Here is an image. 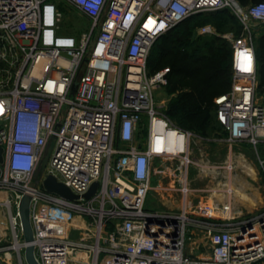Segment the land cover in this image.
<instances>
[{
  "label": "built area",
  "instance_id": "1",
  "mask_svg": "<svg viewBox=\"0 0 264 264\" xmlns=\"http://www.w3.org/2000/svg\"><path fill=\"white\" fill-rule=\"evenodd\" d=\"M60 6L76 13L86 31L65 33ZM222 10L239 23L241 34L226 36L232 84L214 99L215 119L229 144L257 149L264 143V107L256 99L253 23H264V0L246 6L236 0H0V193L15 239L10 250L20 263L25 244L17 240L18 206L24 195L31 198L38 264L264 260V212L231 221L217 216L215 206L197 209L186 197L193 146L203 138L178 128L155 103L169 68L150 75L146 70L163 35L191 16ZM195 31L215 35L207 24ZM155 161L174 165L169 178L182 196L176 212L144 211ZM47 176L78 198L45 191ZM93 183L95 194L83 199ZM52 213L64 225L61 234L45 224ZM72 233L79 238L70 240ZM195 235L205 256L194 252Z\"/></svg>",
  "mask_w": 264,
  "mask_h": 264
},
{
  "label": "rangeland",
  "instance_id": "2",
  "mask_svg": "<svg viewBox=\"0 0 264 264\" xmlns=\"http://www.w3.org/2000/svg\"><path fill=\"white\" fill-rule=\"evenodd\" d=\"M257 1L260 0L248 3L252 4ZM59 11L62 15L61 26L65 33L78 37L86 31L87 24L70 8L60 6ZM205 22L215 30V35L210 37L223 40V47L225 51L229 52L228 59L231 65L232 47L226 36L229 34L233 36L240 35L241 27L233 18L218 13L209 15L205 21L201 18H192L173 29L175 31L171 29L166 34L167 50H172L175 56H178L181 53L180 51L188 49L187 46L198 37H202L197 35L194 27ZM253 30V42L258 58L256 99L264 107V23H253ZM184 31H190L189 36L183 35L182 32ZM160 48L161 42H158L149 53L146 68L148 75L152 74L158 65L157 58L159 57ZM166 58L168 56L160 58V61ZM208 64L210 63L196 65L193 61L188 60L185 66L191 71L198 70ZM175 83L179 86L174 93H171ZM231 84V77L213 84L208 89L210 102H213L217 95L227 91ZM193 87H199L195 78L170 77L166 86L155 92V103L157 106L162 104V110L166 111L172 99H175L181 93L190 92ZM201 137L203 140L195 141L193 146L192 164L188 171L187 187L191 193L189 199L193 201L194 206L200 209L207 205H213L217 208V216L230 217L231 221L253 218L264 212V143L258 146L257 149L245 143L229 144L226 141L225 132L215 122L213 108H211V122ZM173 167L174 165L171 162L163 164L160 161H155L152 164L150 190L144 203L145 212L163 214L176 212L180 209L182 196L178 191L179 185L169 178ZM248 168L254 170L255 178L248 174ZM228 169L231 172L229 178L226 179ZM234 187L240 188L244 197L238 196ZM0 195L2 198L5 197L3 193H0ZM231 196V206L229 208L223 202V199ZM12 213H14L13 209ZM51 216L52 218L49 216L45 219L46 226L50 230L61 234L60 232L64 229L63 223L54 222V218L58 217L57 213H52ZM0 222L5 225L4 230L0 228V249H2L0 251V262L2 264H25L24 249L20 251L21 263L16 250H10L11 247H14L15 239L8 226L6 210L1 207ZM69 238L73 241L77 240L79 234L72 233ZM17 240L18 242L23 241L19 233H17ZM193 240L196 242L194 252L199 254L200 257L205 256L206 252L203 246L199 244L198 236L195 235ZM8 254L9 257L7 258ZM256 264H264V260Z\"/></svg>",
  "mask_w": 264,
  "mask_h": 264
},
{
  "label": "trees",
  "instance_id": "3",
  "mask_svg": "<svg viewBox=\"0 0 264 264\" xmlns=\"http://www.w3.org/2000/svg\"><path fill=\"white\" fill-rule=\"evenodd\" d=\"M236 1L239 2L242 6H246V4L249 1H254V0H236ZM215 13L234 19V17L228 11L222 10L213 13L198 14L191 16L182 23L178 24L173 29L186 23L188 20L192 18H201L203 21H205L209 15ZM206 24L209 25L208 23L205 22L195 26L194 29L198 26H202ZM182 34L185 36H189L190 31L189 32L184 31L182 32ZM158 42H161V48L159 50V57L157 58L158 65L156 69L153 71V73L166 67L169 68L168 79L170 77L189 78V79L195 78L199 84V87H193V89L190 92L181 93L175 99H172L167 106V110L164 111V113L178 128L202 136V133L205 132L208 124L211 122V108H213L214 119H215L214 100L213 102H210L208 89L213 84L231 77V65L229 64V59H228L229 52L224 50L223 40L215 37H210V38L198 37L189 46H187L188 49L186 48V50L180 51L181 53L178 56H175L172 50L169 51L167 50L168 47L166 45L167 44L166 34L163 35L159 40H157L156 43ZM164 56H168V58L160 61V58L162 59ZM256 59L258 66L257 56ZM188 60L193 61L196 65H204V63H210V64L203 66L198 70L190 71L185 66V63ZM173 86L174 87L171 93H174L179 85L175 83ZM227 91L222 92L221 94H224Z\"/></svg>",
  "mask_w": 264,
  "mask_h": 264
},
{
  "label": "water",
  "instance_id": "4",
  "mask_svg": "<svg viewBox=\"0 0 264 264\" xmlns=\"http://www.w3.org/2000/svg\"><path fill=\"white\" fill-rule=\"evenodd\" d=\"M46 153L47 150L45 151L44 154ZM0 154H1V150H0ZM41 176H42L41 166L39 165L34 175L35 185H38L40 183ZM41 185L45 191L56 194L63 199L72 201L78 198L77 196L72 194L71 191L68 188H66L63 184L57 182V180L53 176H47L42 181ZM97 186H98L97 183H93L89 191L85 195H83L82 198L87 200L91 196H93L96 192ZM30 202H31V198L27 195H24L22 196L18 206V215L21 225L22 238H23V243L25 244L23 257L25 264H38L37 261L35 260L33 253L34 249L31 244L33 240V236H32V228L30 224ZM0 264L2 263L0 262Z\"/></svg>",
  "mask_w": 264,
  "mask_h": 264
},
{
  "label": "bare ground",
  "instance_id": "5",
  "mask_svg": "<svg viewBox=\"0 0 264 264\" xmlns=\"http://www.w3.org/2000/svg\"><path fill=\"white\" fill-rule=\"evenodd\" d=\"M249 169V168H248ZM204 172V171H203ZM230 172H231V170H227V177L229 178V176H230ZM248 174L252 177V178H255V172H254V170H252V169H249V171H248ZM191 195V193H190V190L188 189V192H187V198L189 197ZM0 207L1 208H4L5 210H6V215H7V219H8V221H9V209L6 207V205H5V197L4 198H2L1 197V195H0ZM2 225V226H1ZM8 226H10V228H12V226H11V224L9 223L8 224ZM0 228L2 229V230H4L5 229V225H4V223H0ZM17 248V250L19 249V246H17L16 247Z\"/></svg>",
  "mask_w": 264,
  "mask_h": 264
},
{
  "label": "crops",
  "instance_id": "6",
  "mask_svg": "<svg viewBox=\"0 0 264 264\" xmlns=\"http://www.w3.org/2000/svg\"><path fill=\"white\" fill-rule=\"evenodd\" d=\"M250 2V1H249ZM249 4H251V3H247L246 5H249ZM226 179H228V177L226 178ZM233 184H234V182H233ZM234 188H236V187H234ZM235 190H237V195L238 196H240V197H244L243 195H242V193H241V190H240V188H236ZM239 192V193H238ZM233 196V195H232ZM232 196L231 197H229V198H226V199H223V202L227 205V207H229L230 208V206H231V198H232ZM51 217V216H50ZM52 218V217H51Z\"/></svg>",
  "mask_w": 264,
  "mask_h": 264
}]
</instances>
